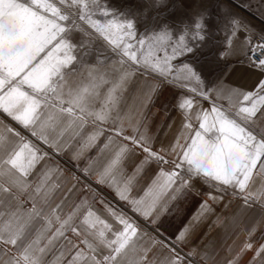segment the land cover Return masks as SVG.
<instances>
[{
	"label": "rangeland",
	"instance_id": "obj_1",
	"mask_svg": "<svg viewBox=\"0 0 264 264\" xmlns=\"http://www.w3.org/2000/svg\"><path fill=\"white\" fill-rule=\"evenodd\" d=\"M255 37L264 39V0H0V85L66 38L70 50L35 88L77 53L82 105L114 101L112 86L134 74L152 81L163 143L182 170L232 189L264 156V64L247 58Z\"/></svg>",
	"mask_w": 264,
	"mask_h": 264
},
{
	"label": "snow or ice",
	"instance_id": "obj_2",
	"mask_svg": "<svg viewBox=\"0 0 264 264\" xmlns=\"http://www.w3.org/2000/svg\"><path fill=\"white\" fill-rule=\"evenodd\" d=\"M40 107L15 88H0V178L20 188L35 175V191L45 199L63 189L60 203L71 198L80 216L73 231H93L117 253L127 251L128 264H145L141 242L149 234L141 223L165 232L161 220L187 186L180 155L143 113L75 100L44 115ZM190 230L185 223L172 235L183 240Z\"/></svg>",
	"mask_w": 264,
	"mask_h": 264
},
{
	"label": "crops",
	"instance_id": "obj_3",
	"mask_svg": "<svg viewBox=\"0 0 264 264\" xmlns=\"http://www.w3.org/2000/svg\"><path fill=\"white\" fill-rule=\"evenodd\" d=\"M70 48L66 38L53 41L12 83L0 85V88H15L21 96L26 94L39 104L43 97L57 101L56 107H59L65 104L67 97L82 105L83 102L77 99L80 92L76 93L77 88L74 87L73 93L72 88L79 69V53L42 90L34 86ZM71 89L72 92H69ZM111 89L114 101L102 99L99 103L113 108L127 104L128 110L134 114L143 113L148 118L154 133H162L163 138L167 135V119L156 113L157 107L153 103L155 88L152 81L137 78L134 74L122 88L118 84ZM101 90L108 91V88L102 87ZM103 91L99 96L103 97ZM163 138H159L160 141L163 142ZM181 175L187 186L169 210L165 232H155L141 223L149 234L141 242L147 249L145 264H181V260L183 264H191L192 261L197 264H264V156L243 183L232 189L219 190L184 170ZM35 181L33 175L24 186L17 188L0 178V221L5 218L26 221L34 217V233L40 229L45 234V240L51 238L52 251L44 256L43 240L37 247L22 239L23 227L19 223H0V264H43L45 260L47 264H67L73 253H79L78 264H101L108 256L115 261L119 253L93 231L82 230L78 234L72 230L79 223L80 216L72 210L71 198L60 203L63 189L45 199L42 193H36ZM194 214L199 218L192 219ZM185 223L191 224V230L186 238L177 240L172 234ZM153 235L158 236L160 241L155 245L150 239ZM108 238L112 239L110 235ZM161 257H164L163 261Z\"/></svg>",
	"mask_w": 264,
	"mask_h": 264
},
{
	"label": "clouds",
	"instance_id": "obj_4",
	"mask_svg": "<svg viewBox=\"0 0 264 264\" xmlns=\"http://www.w3.org/2000/svg\"><path fill=\"white\" fill-rule=\"evenodd\" d=\"M70 102L69 98H65V103ZM58 102L52 99H44L41 97V107H40V112L42 115L46 114L49 110L56 108ZM121 108L123 110H128V105L127 104H122ZM159 138L162 137V133L159 134ZM168 220V215L164 216L161 220V227H165V223ZM0 223L4 224H16L19 223L23 227V234H22V239L26 241H30L34 243L37 247L40 246V241H44V247H43V254L44 256H47L49 252L52 251V248L50 246V240L51 238H48L45 240V234L42 230L36 229V232L34 233L33 229L35 228L36 225V220L35 218H31L28 220H23L22 218L19 220H10L8 218H5L3 221H0ZM146 227H150L148 225H145ZM127 256L128 252L125 250H122L119 255L116 257L114 264H128L127 262ZM79 260V253H73L72 258L68 260L67 264H78ZM43 264H47V261L45 260ZM85 264H88V262H85Z\"/></svg>",
	"mask_w": 264,
	"mask_h": 264
},
{
	"label": "built area",
	"instance_id": "obj_5",
	"mask_svg": "<svg viewBox=\"0 0 264 264\" xmlns=\"http://www.w3.org/2000/svg\"><path fill=\"white\" fill-rule=\"evenodd\" d=\"M247 58L254 66L264 64V39L255 37L250 40Z\"/></svg>",
	"mask_w": 264,
	"mask_h": 264
}]
</instances>
